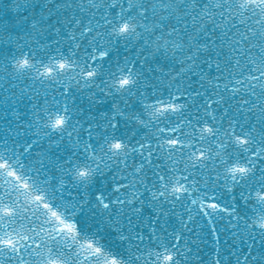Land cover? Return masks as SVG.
Segmentation results:
<instances>
[{"label": "snow or ice", "instance_id": "obj_1", "mask_svg": "<svg viewBox=\"0 0 264 264\" xmlns=\"http://www.w3.org/2000/svg\"><path fill=\"white\" fill-rule=\"evenodd\" d=\"M3 7L0 264H264V0Z\"/></svg>", "mask_w": 264, "mask_h": 264}, {"label": "water", "instance_id": "obj_2", "mask_svg": "<svg viewBox=\"0 0 264 264\" xmlns=\"http://www.w3.org/2000/svg\"><path fill=\"white\" fill-rule=\"evenodd\" d=\"M5 9L3 7V0H0V18H3L5 15ZM9 16L11 15L10 13L8 14ZM39 87V85H37ZM79 96V100H78V104L77 107L82 106L85 110H87L89 108V103L87 101V97L85 93H78ZM116 102V98H110L108 99L105 103L100 104L98 106H94V111L96 114H99L100 112H108L111 113L113 111V104ZM137 110L139 109V106L137 105ZM128 131L127 128H125L123 121H121V128H120V133H124ZM3 130L0 129V136H3ZM98 187V185H97ZM95 193V188L93 189V194ZM195 211V209H194ZM76 220L78 222V224L80 225L81 229L86 231V232H95L97 231L98 228L103 229V231H100L98 234L111 238L114 236V233H111L110 230L104 228L103 226V219L100 215H96V216H91L88 214H81L79 216L76 217ZM193 239H195V237H193ZM189 246L194 247L193 245H191V242H189ZM206 251V250H205ZM211 255V253H209V256ZM209 256H205L204 258L207 260L209 258Z\"/></svg>", "mask_w": 264, "mask_h": 264}]
</instances>
